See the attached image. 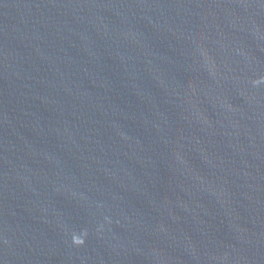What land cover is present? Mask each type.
<instances>
[{"label":"water","instance_id":"obj_1","mask_svg":"<svg viewBox=\"0 0 264 264\" xmlns=\"http://www.w3.org/2000/svg\"><path fill=\"white\" fill-rule=\"evenodd\" d=\"M0 264H264V0H0Z\"/></svg>","mask_w":264,"mask_h":264}]
</instances>
